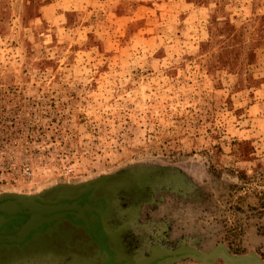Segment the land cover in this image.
Segmentation results:
<instances>
[{
  "label": "rangeland",
  "instance_id": "obj_1",
  "mask_svg": "<svg viewBox=\"0 0 264 264\" xmlns=\"http://www.w3.org/2000/svg\"><path fill=\"white\" fill-rule=\"evenodd\" d=\"M0 118L35 169L0 193L159 171L143 246L264 264V0H0Z\"/></svg>",
  "mask_w": 264,
  "mask_h": 264
},
{
  "label": "flooded vegetation",
  "instance_id": "obj_2",
  "mask_svg": "<svg viewBox=\"0 0 264 264\" xmlns=\"http://www.w3.org/2000/svg\"><path fill=\"white\" fill-rule=\"evenodd\" d=\"M158 172L159 171L149 172L128 169L127 171L114 173L113 175L122 177L124 181L115 186L104 187L102 189L103 194L110 195L111 202L104 196L98 194L94 199H88L86 198V195H81L79 199L72 200L58 199L56 198L59 196L57 193L49 196H45V194L39 195L38 198H36L32 203V207L35 212L39 214L44 213L45 216L46 213L44 211H46L47 208L61 206V208H58L52 212L64 213L63 216L60 215L55 218L58 220L59 224L62 225L58 236L55 235V239L49 243L47 242V237L43 238L39 235V242H36L32 249L25 247L24 250L21 249V246L26 240H21L16 243L15 241H13V243L8 240L5 242L3 241V243L7 245V250L6 253L2 255L3 260L0 262V264H72L75 260H77L76 253L85 254L94 249L93 244L81 229L69 232L70 229L74 228L73 224L83 226L85 223H88L89 231H95L97 233V237L93 236V238L99 244L100 251L98 252L97 256L98 259H101L103 257L102 251L107 249L103 242L104 237L100 231L99 218L101 214H104L107 211L108 207H110L107 214V222L109 226L112 229L122 225L125 226V229L121 234V246L126 254L130 255L132 258L144 259L151 256L154 251L171 250L168 248L162 249L157 246H151V248H149L150 246L148 248L147 246H143L145 241H149L146 236L144 238L145 241H142L139 236L140 232H143V228L145 227L142 225L135 234L133 232L134 228L132 227L133 220H130V217L134 215L133 212L138 213V209H140L142 206L153 205L151 200L156 189H159V192L166 191L171 194L177 193L179 189H183L185 186L189 185V183L184 182L185 180H183V182L175 183L173 179H171V176L169 180L160 181V184H156L153 180L156 179V177L160 174ZM70 185L74 184H55L51 187H66ZM41 191L42 190H38L34 191L33 193L28 192L23 194L38 195ZM1 194L2 193H0V195ZM92 207H94L96 210L94 208L92 209ZM93 215L97 217L96 220H94ZM15 216L16 218H10L8 219V222H6L5 227L7 229L8 235L15 231V227L19 226L25 220L27 215L15 214ZM74 216H77L76 219H72ZM54 222L55 220L50 221L49 225H52ZM37 223V231H42L47 226V223L44 221L42 222L40 217H38ZM71 223L73 224L71 225ZM180 247L191 246L181 245ZM109 254L110 258L108 261L105 263V261L102 260L101 262H104L102 264H113L111 258L115 254L110 252ZM83 260L84 262L81 264H88L87 262L89 259L87 257H85ZM173 261L174 260L167 261L163 264H168Z\"/></svg>",
  "mask_w": 264,
  "mask_h": 264
},
{
  "label": "water",
  "instance_id": "obj_3",
  "mask_svg": "<svg viewBox=\"0 0 264 264\" xmlns=\"http://www.w3.org/2000/svg\"><path fill=\"white\" fill-rule=\"evenodd\" d=\"M124 179L120 176H116L113 174H104L102 176H98L94 179L86 180L79 184H74L66 187H49L40 192L38 195H26L23 193H15V192H3L0 195V262H2V255L6 253V244L3 241H13L19 242L21 240H26L24 244H22L21 249L24 250L25 247L33 248L36 242H39L40 237H47V242H52L58 233L61 230L62 225L59 224L58 220L55 219L58 216H63L64 213H52L54 210L61 208V206H53L52 208H47L44 213H37L33 210L32 203L38 198L39 195L45 194V196H49L52 194H59L58 199H79L81 195H86L88 199H94L96 195L104 196L111 202V197L109 194H103L102 189L104 187L115 186ZM111 204V203H110ZM94 207H92L93 209ZM110 207H108L107 211L104 214H101L99 218L100 222V231L103 238V242L106 245L107 250H103V257L98 259L99 244L93 238L97 237V233L95 231H89L88 223L80 226L77 224H73L74 228L70 229L69 232L73 230L81 229L85 235L89 238L90 242L93 244L94 249L85 254L76 253L77 260H75L72 264H81L84 262V258L87 257L88 264H102V260L105 263L110 258V253H114L115 255L111 258L113 264H163L167 261L176 260L177 258L190 256L195 260L201 263H211L215 258L220 257L228 264H242L247 261H254L256 264H262L261 260L257 257V255L253 253H248L244 255H232L229 253L224 246L219 243L217 244L211 251L202 252L193 247H180L177 249H171L166 251H154V253L144 259H136L132 258L130 255L126 254L121 246V234L125 229V226H119L115 229H112L107 222V214ZM95 209V208H94ZM96 210V209H95ZM15 214H24L27 215L25 220L17 227H15V231L8 235L6 229V222L10 218H16ZM42 215V217H41ZM94 220L97 219L95 215ZM38 217L47 223V226L42 231H37V220ZM77 216L72 217V219H76ZM55 220L52 225H49L50 221ZM66 220V218H65ZM56 235V236H55ZM27 238V239H25ZM3 243V244H2ZM17 245V244H16ZM19 247V246H18ZM98 259V260H97Z\"/></svg>",
  "mask_w": 264,
  "mask_h": 264
},
{
  "label": "built area",
  "instance_id": "obj_4",
  "mask_svg": "<svg viewBox=\"0 0 264 264\" xmlns=\"http://www.w3.org/2000/svg\"><path fill=\"white\" fill-rule=\"evenodd\" d=\"M8 121L12 122L11 119H1L0 122ZM16 141L13 137L0 142V188L19 187L31 183L34 179L35 169L31 161L16 156L18 147L13 145Z\"/></svg>",
  "mask_w": 264,
  "mask_h": 264
},
{
  "label": "trees",
  "instance_id": "obj_5",
  "mask_svg": "<svg viewBox=\"0 0 264 264\" xmlns=\"http://www.w3.org/2000/svg\"><path fill=\"white\" fill-rule=\"evenodd\" d=\"M167 241L164 240L163 238L161 239V241H159L158 243H155L157 245V247L162 248L163 249V245H165L164 243H166ZM197 249V248H196Z\"/></svg>",
  "mask_w": 264,
  "mask_h": 264
}]
</instances>
